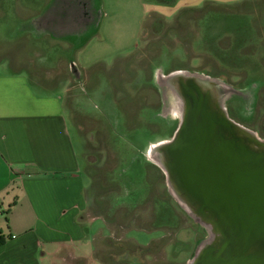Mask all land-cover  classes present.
Instances as JSON below:
<instances>
[{"label": "rangeland", "instance_id": "obj_1", "mask_svg": "<svg viewBox=\"0 0 264 264\" xmlns=\"http://www.w3.org/2000/svg\"><path fill=\"white\" fill-rule=\"evenodd\" d=\"M92 1L99 8L98 21L68 50L66 62L58 54L68 44L49 45L42 38L45 42L39 47L42 52L48 45L53 49L57 57L50 64L52 73L67 80L60 96L67 107L64 114L76 155L81 198L88 199L86 215L103 220L94 223L91 242L97 250L104 242L110 258L126 264H185L209 238V231L207 224L190 216L173 196L155 153L147 154L150 144L169 139L149 134L143 125L147 107L157 108V114L164 117L179 113L178 100L173 107L172 96L163 89L156 60L167 56L178 66L192 59L182 64L197 70L218 67L224 76L215 81L228 89L221 102L237 100L230 88L240 80L235 78L239 70L219 64L214 57L216 47L209 41L198 49L189 39L194 43L204 33L210 35L233 21L247 20L255 26L257 37L263 38L256 41L255 52L258 43H264V0ZM12 2L0 0V6ZM206 10L223 13L227 22L221 16L208 22L209 29H199L196 22L203 21ZM190 30L195 37H190ZM8 43L0 36V57L6 54ZM257 53L264 54V49ZM36 56L32 52L29 59ZM148 69L153 70L152 77ZM254 71L264 75V58ZM142 77L147 84H141ZM236 110L244 126L264 139V111L248 121L249 105L239 103ZM4 218L0 215L6 230ZM78 223L82 232H90V222ZM103 230L107 236L100 238Z\"/></svg>", "mask_w": 264, "mask_h": 264}, {"label": "crops", "instance_id": "obj_2", "mask_svg": "<svg viewBox=\"0 0 264 264\" xmlns=\"http://www.w3.org/2000/svg\"><path fill=\"white\" fill-rule=\"evenodd\" d=\"M99 14L92 0H13L0 6V36L11 42L0 57V212L8 209L6 230L0 222V264H126L110 258L104 242L100 250L91 242L103 220L86 215L88 199L81 198L62 101L67 80L50 68L57 56L48 46L68 44L58 54L66 62L68 50L95 27ZM42 38L50 43L46 52L39 48ZM32 52L37 56L29 59ZM84 219L88 233L78 223Z\"/></svg>", "mask_w": 264, "mask_h": 264}, {"label": "water", "instance_id": "obj_3", "mask_svg": "<svg viewBox=\"0 0 264 264\" xmlns=\"http://www.w3.org/2000/svg\"><path fill=\"white\" fill-rule=\"evenodd\" d=\"M166 78L179 119L152 151L173 196L209 231L185 264H264V139L226 116L215 80Z\"/></svg>", "mask_w": 264, "mask_h": 264}, {"label": "flooded vegetation", "instance_id": "obj_4", "mask_svg": "<svg viewBox=\"0 0 264 264\" xmlns=\"http://www.w3.org/2000/svg\"><path fill=\"white\" fill-rule=\"evenodd\" d=\"M206 16L208 18H206ZM221 16L224 18L222 21L226 23L227 21L225 20V15L223 13L221 15V12L206 10L203 21L196 23L199 24V29H209L208 22L222 19L220 18ZM254 27L255 26H253V23L247 20H244L243 22L233 21L232 23H229L224 29L222 27L221 30L210 32V35L209 33H204L205 35H201V37H198L200 39L194 43L189 39V42L192 45H198V47H196L198 49L205 48V43L209 41L210 44L216 47L214 57H216L219 64L222 63L225 66L229 65L230 68L232 67L235 70H239V74H237L235 78L240 77V80L233 85L234 87L230 88L232 93L237 94V100H222L221 105L226 116L233 122H236L242 126H244L245 124L243 123L244 119L240 118V116L236 113V106L239 103L241 105L242 103L249 105L252 114L251 117L247 119L248 121H251L254 119L253 117L258 116V113H260V111H264V75L260 74V71H254L257 65H259V62L264 58L263 53H257L258 51L263 52L264 43H258V47H256V51L254 52L256 41H261V39H263L262 37L261 39L257 37L259 33H256V28L254 29ZM190 32V37L192 35L193 37H195L194 33H192V30H190ZM255 54L258 55L259 58H255ZM191 60L192 59H187L183 62ZM153 61H155V59H153ZM156 62H160V69L158 70V72H160L162 76L161 81L164 84L162 86L165 90V93L169 92V96H172L173 107L177 102V99L174 93L169 89V78H166L170 73L178 71L182 73L195 74L201 77H207L213 80H216L217 77L224 76L223 72L219 70L218 67H215V70L207 68L197 70L191 68V66L189 65L186 66L182 64L183 62H180L178 66H176L170 62V58L167 56L166 58L164 56L161 60H156ZM227 62H229V64ZM151 66L153 65L151 64L148 67L151 68ZM152 72L153 70L148 69V77H152ZM143 79L144 78L142 77V79L140 80L141 84L146 83V81H144ZM220 84L222 85L223 82ZM224 89L226 91L228 90L227 88ZM165 101H167L166 97ZM157 113V108L150 106L147 107L148 115L146 114V119L143 125L148 128L150 135L169 138L173 130L175 129L173 128V130L170 131L171 125L174 123V127H176L179 119V113H166V117L161 116ZM147 154L149 156L148 149Z\"/></svg>", "mask_w": 264, "mask_h": 264}, {"label": "trees", "instance_id": "obj_5", "mask_svg": "<svg viewBox=\"0 0 264 264\" xmlns=\"http://www.w3.org/2000/svg\"><path fill=\"white\" fill-rule=\"evenodd\" d=\"M174 126H175V124L173 123V124L171 125L170 131L173 130V128H175ZM13 203H14V201H12V202L10 203V205H12ZM7 211H8V209L6 208L4 211L0 212V214H5V213H7ZM2 240H3V237L0 235V243L2 242Z\"/></svg>", "mask_w": 264, "mask_h": 264}, {"label": "bare ground", "instance_id": "obj_6", "mask_svg": "<svg viewBox=\"0 0 264 264\" xmlns=\"http://www.w3.org/2000/svg\"><path fill=\"white\" fill-rule=\"evenodd\" d=\"M54 33H56V32H54ZM220 87L223 88L221 85H220ZM160 143H161V142H160ZM154 145H156V144H150V145H149V148H148L149 157L152 156V147H153ZM153 156H155V155L153 154ZM155 159H157L156 156H155ZM157 161H158V160H157Z\"/></svg>", "mask_w": 264, "mask_h": 264}]
</instances>
